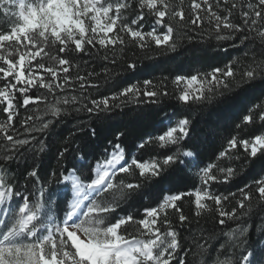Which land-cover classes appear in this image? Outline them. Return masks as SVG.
I'll list each match as a JSON object with an SVG mask.
<instances>
[{
    "label": "snow or ice",
    "instance_id": "1",
    "mask_svg": "<svg viewBox=\"0 0 264 264\" xmlns=\"http://www.w3.org/2000/svg\"><path fill=\"white\" fill-rule=\"evenodd\" d=\"M183 4L0 0V27L6 29L0 31V112L6 114L0 122V264H195L191 257H200L199 264H264V238L249 242L253 220L264 237V132L246 139L233 135L227 141L218 158L234 161L232 166L204 165L193 115L214 123L239 99L247 114L236 129L258 123L264 128V0H191L190 23ZM237 17L239 23L233 22ZM204 23L217 41L244 46L248 62L230 60L209 72L176 74L171 79L174 95L164 84L168 77L160 87L152 79H135L148 70L136 61H125L128 77L107 66L80 74L82 67L97 61L117 65V57L123 58L130 45L149 52L154 45L158 51L147 59H177L182 41L195 39L188 35L191 26ZM102 73L99 83L89 79ZM105 85L113 89L111 94H87L89 88L98 91ZM41 89L45 92L36 95ZM249 96L259 103L249 106ZM164 98L177 102L175 111L164 112ZM33 104L44 107L17 119L20 109ZM79 112L89 114L96 127L87 125L89 139L73 148L71 164H61L44 180L35 165L24 174L27 184H19L11 163L45 154L51 130ZM115 116L129 117L125 130L114 133L115 141L133 137L127 153L121 143L108 140L111 148L104 149V158L89 161L97 129ZM238 148L241 154L230 155ZM68 153L65 145L57 157L63 160ZM190 165L198 169L200 186L173 193L188 179ZM245 171L257 173V178L238 188V196L210 191L213 183L231 182ZM185 197L194 198L193 219L178 203ZM229 197L236 206L225 210ZM137 204L139 219L128 211ZM169 209L178 213V227L169 220ZM214 210L220 226L232 225L226 232L217 234L201 223L202 214ZM180 229L187 232L183 243ZM221 237L225 239L213 251L212 242Z\"/></svg>",
    "mask_w": 264,
    "mask_h": 264
},
{
    "label": "trees",
    "instance_id": "2",
    "mask_svg": "<svg viewBox=\"0 0 264 264\" xmlns=\"http://www.w3.org/2000/svg\"><path fill=\"white\" fill-rule=\"evenodd\" d=\"M190 3L191 0H184L183 4L186 21H188L189 23L191 19L189 13ZM221 14L223 15V12H221ZM233 22L239 23V18L237 17L236 19H234ZM3 23V19H0V26H2ZM191 27L192 31H189L188 35L194 36L195 39L191 43H189L186 39L182 41L181 55L177 59H170L161 56H155L154 59H147L149 55H153L158 51L154 45L152 46L150 52L140 50L130 45L125 50L123 58L119 56L117 57V65L113 66L110 63L97 61L91 67H82L80 74L86 75L87 71L92 70L99 72L101 70V66H107L115 72L122 73L124 77H128L130 74L124 70L125 61H136L141 67L147 65L148 70L143 73H137L135 79L141 81L143 79H152L154 82L157 83V86L160 87V81L163 80L164 77H168V80L164 81V84L166 85L169 93L174 95L175 89L171 84V79L176 74H189L190 70L209 72L211 71L212 67H224V65L227 64L230 60H240L242 64L248 62L247 59L243 57V53L245 51L244 46H229L230 43H238V41H217L214 37V34H211L208 31L209 25L207 23H204L199 28H196L195 26ZM0 30L5 29L3 27H0ZM125 39H127V37H125ZM42 62H44L47 66V59H44ZM73 74L75 75V70H73ZM103 78L104 74L102 73L100 77H90L89 79L93 83H99L103 80ZM0 86H2V84H0ZM112 90V88H109L107 85H105L104 87H100L98 91L96 89L89 88L87 94H89L91 98H99L101 94H111ZM44 92L45 90L41 89L40 92H37L35 94L40 95ZM248 102L249 106H251V103H259V100L254 99L252 96H249ZM85 103H87V101H85ZM37 106L41 108L44 107L43 104L29 105L26 111L25 109H20V116L17 117V119L23 118L26 115L33 114V109ZM163 106L164 112L175 111L177 108V102L171 98H164ZM76 107H79V105H76ZM128 107L132 108L134 106L129 105ZM180 107L183 106L180 105ZM124 111L128 112V108H125ZM245 114H247V111L243 108V105L239 99L231 102L225 109H223L221 111L220 118L214 123L209 120L200 119L198 114H193L196 117V119L194 120V124L196 125V128L198 130L197 138L198 143L200 144V151L202 153L201 159L203 160L204 165L208 163H215L219 167L232 166L235 163L234 161H229L226 158H218V152L224 150V148L227 147V141L233 135H237L239 139H246L250 138L255 134H260L261 132H264V128H261L259 123L256 125H249L247 127L241 125V129H236L235 125L241 123L242 116ZM128 118V116H115L112 121L109 122L107 127L97 129V136L92 141V149H94V155L88 157L89 161H93L96 158H104V149L111 148V146L107 143L108 140H113L114 143H121L122 146L125 147L127 153L128 147H130L132 144L133 137H128L126 141L124 138H121L120 141H115L114 133L117 130H125L123 125L128 122ZM5 119L6 114L0 112V122L4 121ZM89 124H91L92 127H96V125L92 124V121L89 119V114L85 112L76 113L74 117L65 118L59 123H57L55 128L51 130V135L46 138V143H48L49 149L45 154H42L39 158L35 160L29 158L26 161L16 160L15 162L11 163L10 168L15 174L19 184H27L24 174L27 170H31V168L35 165H39L38 174L41 180H44L46 177H48L51 172L56 171L61 164H63L64 166H69L72 161L73 148L76 145H82L86 140L89 139V133L87 131V125ZM81 126H83V131H78ZM16 127L20 128V125L16 124ZM20 130L22 131V129ZM73 133H75V135H72ZM65 138H67V140ZM73 141L75 143H73ZM65 145L69 146V153L66 154V158H64L63 160H59L57 157V152ZM242 152V148H238V150H233L230 155H239ZM77 155L79 154L77 153ZM3 159V153H0V161H3ZM197 170V168H193L190 165L188 179L179 182L177 187L172 190L173 193L177 191L187 192L189 190L194 189L195 187H199L200 184L196 176ZM237 170L239 171L238 165ZM213 171L214 174H218L216 173L215 169ZM85 174H87V171L85 172ZM256 178L257 173L253 171H245L242 175L237 176L231 182L213 183L210 186V191L225 196H227L231 192H236L238 196V188L243 187L245 184L250 183L251 180H254ZM167 194L170 193L165 192V195ZM193 199V197H185L182 202H178L180 204L181 210L184 212L185 215L189 217V219H193ZM207 203L211 204L212 202L208 201ZM223 203L225 210H230L232 207L236 206L235 199L232 197H229V200ZM144 204H149L148 199L144 201ZM52 207L55 210L56 205L53 204ZM212 207L213 209H215L214 204L212 205ZM140 209L141 206L137 204L133 208L128 209V211H131L134 215H136L138 210ZM167 212L168 218L172 221L173 227H178V213H176V211L172 209L167 210ZM124 214L126 213H121V215ZM136 218H142V211L140 215H136ZM218 219V214L214 210L211 215L207 213L202 214L201 223L204 224L206 228L214 227L217 231V234H219L221 230L226 232L228 228L232 226L231 224L227 226H220L217 223ZM252 223L253 230L249 233V242L255 243L258 238L264 237H261V234L256 230L255 226L257 221L253 220ZM128 231L132 232L133 228L130 227ZM180 233L183 243V238L187 235V232L185 229H180ZM224 239L225 238L221 237L220 239H215L212 242L213 251L221 242H223ZM181 251H183V249ZM220 258L224 259L226 257L221 255ZM191 259L195 262V264H199L201 258L191 257Z\"/></svg>",
    "mask_w": 264,
    "mask_h": 264
},
{
    "label": "rangeland",
    "instance_id": "3",
    "mask_svg": "<svg viewBox=\"0 0 264 264\" xmlns=\"http://www.w3.org/2000/svg\"><path fill=\"white\" fill-rule=\"evenodd\" d=\"M5 30H6V29H5ZM144 30H145V31H148V30H150V29H149V27H148V25H145V28H144ZM0 31H4V30H0ZM189 159H191V158H189Z\"/></svg>",
    "mask_w": 264,
    "mask_h": 264
}]
</instances>
